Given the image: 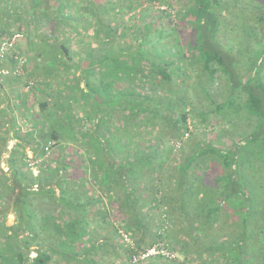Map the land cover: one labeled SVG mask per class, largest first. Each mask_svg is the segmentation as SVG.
Returning a JSON list of instances; mask_svg holds the SVG:
<instances>
[{"label": "trees", "instance_id": "1", "mask_svg": "<svg viewBox=\"0 0 264 264\" xmlns=\"http://www.w3.org/2000/svg\"><path fill=\"white\" fill-rule=\"evenodd\" d=\"M102 1L41 0L44 30L37 44L30 41L34 47L24 53L17 50L18 38L12 50L16 58L0 60L6 72L0 71V78L18 80L24 93L33 97L20 116L23 123L14 129L17 120L13 119L12 131L0 133V154L1 142L17 141L7 163L9 172L0 167V264H56L58 258L65 263L77 261V250H85L82 244L88 228L96 232L97 227L108 241L115 234L112 251L123 246L128 258L162 242L174 259L150 261L264 264V69L257 76L255 66L244 69V56L233 60L232 53L234 45L251 51L262 44L264 0H236L232 7H224L232 18L231 29L234 17L241 14L239 35L246 38L237 44L229 38L220 40V0H187L182 19L193 38L187 42V54L178 48L177 55L167 58L153 55L158 52L155 43L151 51L146 47L156 38L149 24L140 28L137 15L125 24L117 18L118 8L128 12L142 1ZM49 3L55 8L52 15ZM227 27L228 23L223 28ZM15 35L20 37L15 33L0 43ZM109 47L129 53L126 59L117 54L127 61L122 68L125 78L120 81L119 74L116 78L120 85H127L114 99L127 113H120L119 123L104 108L111 105L107 100L112 93V84L106 82L110 72L102 70L111 59L106 52ZM186 58H190L189 66L198 67L195 85L212 104L207 112L177 92L182 86L172 87L174 78L184 75L186 64L180 60ZM135 64L142 70H135ZM218 73L231 86L220 103L209 93V87L217 85ZM216 115L222 121L218 129L210 120ZM155 119L160 121L155 135L159 144L140 147H148L146 151L131 147V130H144ZM28 120L33 124L23 129ZM189 122H194V128L205 127L207 133L194 140ZM245 123L247 129L240 127ZM122 133L130 147L126 149L134 150L121 156ZM226 138L231 141L228 147ZM163 141L171 153L182 154L174 170L167 158L159 160ZM176 142H180L178 148L172 146ZM187 145L189 151H185ZM75 146L79 152L69 153ZM29 161L37 165L30 167ZM89 166L90 175H86ZM204 169L216 171L200 173ZM151 211L157 214L154 224ZM10 213L14 223L6 226ZM177 218L185 226L181 236L172 233L168 223ZM121 233L131 239L132 246L123 242ZM105 246L93 242L88 251L100 252ZM31 248H36L34 257Z\"/></svg>", "mask_w": 264, "mask_h": 264}, {"label": "rangeland", "instance_id": "2", "mask_svg": "<svg viewBox=\"0 0 264 264\" xmlns=\"http://www.w3.org/2000/svg\"><path fill=\"white\" fill-rule=\"evenodd\" d=\"M142 1V3L140 4V7H138L137 9H132L131 11L122 12V8H118L117 10V18L120 21V23L125 24V23H131V17H133L134 15L139 16L138 19V23L137 25H139V27H143L147 24L150 25L151 27V31L150 34H154V36L156 38L150 39V42L147 43V48L150 49V46L155 43V45L157 46L158 52H156L155 54L153 53V55L159 56L161 57L163 55V58H167L168 55H177V53L175 51L179 49L183 48V52H185V54H187L186 48L187 45H189V43H187L189 41V39L191 38L190 33L191 30L190 28L187 27L185 21L183 20V9L186 7V3L187 0H172V2L170 3V1L168 0H153L152 2H149L148 0H140ZM221 4L223 5L222 8V12H221V16L220 19L222 21V26L219 29V33H222L223 35L220 37V40L222 39H227L229 38L230 42H234L235 44H237L238 42H243L245 40V36H240L239 35V29L243 26L242 25V17L241 14L237 17H234V21H233V25H232V29L229 27L232 18L227 16V12L224 9L225 6H229L232 7L233 4H235L236 0H220ZM104 2V0L102 1ZM170 3V7L167 6V3ZM106 3V1H105ZM162 11H164L166 14L163 15ZM169 15V16H168ZM238 15V14H237ZM183 18V19H182ZM157 19H160L159 22H157ZM228 23V27L227 28H223L225 26V22ZM123 30H125V28H122ZM169 29V30H168ZM154 30L155 33H154ZM173 30V31H172ZM218 33V34H219ZM220 35V34H219ZM159 36V38H158ZM193 38V37H192ZM191 38V39H192ZM129 39H133V37H129ZM190 39V40H191ZM260 42L262 44L259 45H255V48L253 47L251 51H247L243 48H239V46L234 45L236 47V51L232 52L234 53V58L233 60H238V58H235L236 56L239 57V55H243L244 59H242L243 64V68L244 69H248L252 66H255V69L258 71L257 76L259 74H261V71L264 69V37L263 35L259 36ZM88 41V39H86V42ZM90 41V40H89ZM228 42V43H230ZM233 47V46H232ZM229 48V47H226ZM115 48L109 47L106 52L108 53L109 57H111V59L106 60L105 64L102 65V70H108L110 72V76H106V79H108V81H106L107 83H111L112 87H111V92L110 96H109V100H107L111 105L108 104V106H105L104 108L110 109L111 114L113 115L115 122L119 123L120 120H118L120 118V113L122 115V109L119 108L120 104L119 101H114V99H118V97H115V95H117L118 91L121 90L122 88H127V85L122 86L119 84V81L116 79L117 75L119 74V78H121L120 81H122V78H125L124 73H123V66L124 63L127 61H123L122 58L117 57V54H120L122 57H124L125 59L128 57V52H121L120 51H116L114 50ZM155 52V51H154ZM241 52H244L241 53ZM259 52H262L261 54H259ZM248 53V54H247ZM119 58V59H118ZM175 60V59H174ZM181 63H183L184 65L186 64V70L184 71V75L186 74V76H190V79H185L186 77L183 75L182 78H174L172 87L177 90L178 88H180V86H182L181 90H178L177 92H180V94H184L185 98L190 101V103L192 104V106H195L196 108H198L199 110L203 111V112H207L208 110L212 109V104L210 103V100L208 99V97L206 95H204V93L201 91V89H199L198 86L195 85L196 83V75H197V70L198 67L197 66H189V61L190 58H186L183 60H180ZM179 62V61H176ZM135 70H142L141 66H139L138 64H135ZM143 67V66H142ZM145 69V67H143ZM131 70H134V68L132 67ZM128 72V69H127ZM129 73V72H128ZM264 74V72H263ZM262 74V75H263ZM107 75V73L105 74ZM260 75V76H262ZM219 77V79H216L215 82L217 83V85H213V87H209L210 88V92L212 96L213 101H215L216 103H220L223 100H225L226 94L227 92L230 93L231 91V86L230 83L225 82V80L223 79L224 76L220 73H218L217 75ZM264 77V75H263ZM184 82V84H182ZM218 83L220 85H218ZM80 87L84 88V85L81 84ZM107 88V86H106ZM105 88V89H106ZM102 89L103 86H102ZM142 91V90H141ZM227 91V92H226ZM100 92V91H99ZM143 92V91H142ZM160 92V90L158 91ZM209 95V94H208ZM102 96V95H100ZM104 96V95H103ZM93 101V99H91ZM94 103V101H93ZM95 104V103H94ZM76 107V105L74 106ZM84 107L86 108V103L84 104ZM78 112L76 111V114ZM115 113L118 115L115 117ZM126 113V112H125ZM123 113V114H125ZM127 114V113H126ZM210 120H214L213 124L215 129H218L219 126H221L222 121L221 119L216 115V116H211ZM154 123H150L148 125L144 126V130L142 129H133L131 131H133L132 133L129 134V137H132L131 140V147L136 148L139 151H146L148 147L146 148H140L142 146H153V144L157 145L159 144L158 142V138L159 135H156V132L158 131V129L160 128V121L158 119H155V121H153ZM111 123H114L111 122ZM131 123V122H130ZM115 124V123H114ZM194 122H189V128L193 129V134L191 135L192 137H196L193 138L194 140H200L203 137V133H207V130L205 129V127L203 126H197L196 128H194L193 126ZM240 127H243L246 125L245 124H239ZM211 127H209L208 129H210ZM245 129H247V127H243ZM165 131H168L167 128H164ZM171 130V128H170ZM213 130V129H212ZM124 131V130H123ZM162 138H164V136H160ZM208 137H210L208 135ZM122 140H121V152L120 155H124L126 153H130L132 150H134L132 148V150H127L126 148H130L126 146V143L124 142L125 140V135L122 133L121 136ZM190 138V137H189ZM211 139V137H210ZM235 139V138H234ZM226 145L225 146H230L231 141L230 138H226ZM236 140V139H235ZM169 141V140H168ZM188 141V140H187ZM188 142H186L185 144H187ZM73 146V145H70ZM57 149L60 148L59 145L56 146ZM188 145L185 147V151H189L187 149ZM78 148L75 146V149H69V153L73 152V151H77ZM160 151L158 152V156H159V160L160 162H162L164 159H168L167 165L170 168V170H174L175 168V163L178 161H181V157L182 154L181 152L178 154H173L170 152L169 147H168V143L167 141L164 142L162 144H160ZM162 149V151H161ZM187 153V152H186ZM93 159V158H92ZM166 163V162H165ZM171 165V166H170ZM87 173L86 175H90V171H91V167H87ZM35 170V169H34ZM169 170V171H170ZM216 169H214L211 172H208L207 169L204 170H200V173H205V174H215ZM207 180H205L206 182ZM56 194H58V190L55 189ZM157 219V214H153L152 211L150 212V220H151V224H154V220ZM89 222L91 221V219L88 220ZM173 222V223H172ZM14 223V215L12 213L8 214L5 220V224L6 226H11ZM168 223L170 224V227L172 229V233L177 232V234H179V236H181L180 234L183 233L184 231V224H179L178 222V218L175 219V221H168ZM90 227V224H89ZM98 231L94 232L93 230H90V228H88L89 230V234L86 236V242L82 244V246L85 247V250H77L78 253V257H77V261L74 260H70L69 263H65L63 261L62 258H58L56 260V264H131L129 262V258L127 255V252L125 250V248L122 246L121 248H119L117 250L116 247V251H112V246L110 245V249H108L107 254L101 253V252H95V253H89L90 251H88V246L91 243H87V239L89 238L90 235H93L94 238H98L100 236V232L102 231L101 228L97 227ZM109 231V228L105 230V232ZM170 231V229H169ZM110 235V234H108ZM115 237V234H111V237ZM116 238V237H115ZM93 241V240H91ZM116 243V242H114ZM36 248H31V257L35 256V251ZM144 264H169V262L167 261H162V262H157L155 263L153 260H149L147 262H145ZM177 264H183V262H178ZM188 264V263H186Z\"/></svg>", "mask_w": 264, "mask_h": 264}, {"label": "crops", "instance_id": "3", "mask_svg": "<svg viewBox=\"0 0 264 264\" xmlns=\"http://www.w3.org/2000/svg\"><path fill=\"white\" fill-rule=\"evenodd\" d=\"M41 0H0V41L6 37H9L15 33H19L20 37L17 40V50L24 51V53L32 49L30 41L37 44V36L44 30L43 26V5ZM52 4L49 3L51 8V14L55 12V8H52ZM56 13V12H55ZM36 63L42 64L41 59L35 58ZM10 65V63H6ZM27 96V97H26ZM31 94L24 93L23 85L18 80H9L0 78V133L4 131H12L9 129L10 121L17 120V124L14 125V129L23 123L20 118L23 115V111L27 106H31L33 102ZM22 112V114H21ZM19 119L22 121L20 122ZM33 124V120H28L26 129ZM29 129V128H28ZM16 140L9 139L6 143L2 144L3 151L0 154V167L5 173H8L7 163L9 162V156L12 149L15 147ZM28 151V150H27ZM29 153V151H28ZM106 203L107 201L104 200ZM87 243H99L106 244L105 248L100 251L107 254L110 249V244L115 242V238L112 236L108 241L105 237L99 236L91 241V238L87 239ZM155 263L162 262V259H154Z\"/></svg>", "mask_w": 264, "mask_h": 264}, {"label": "built area", "instance_id": "4", "mask_svg": "<svg viewBox=\"0 0 264 264\" xmlns=\"http://www.w3.org/2000/svg\"><path fill=\"white\" fill-rule=\"evenodd\" d=\"M18 38H19V36L15 35L10 40H7V41L0 43V60H4L6 57H10V58L13 57V59L16 58V55H15V53H12V50L14 49L15 44H16V40ZM0 71L2 73H6L5 71H3L2 68H0ZM186 136L187 135H185L184 137H186ZM172 146L174 148H178L180 146V142L173 143ZM28 165L30 167H35L37 165V161H29ZM121 234H122L121 237L123 239V242L132 246L131 239L127 235H125L123 233H121ZM155 257H161V258H165V259H174L175 255L170 250V247H168L166 244L161 242V243H157L154 246L144 250L143 252L132 255L129 258V262L131 264H138L141 262H146L150 258H155Z\"/></svg>", "mask_w": 264, "mask_h": 264}]
</instances>
